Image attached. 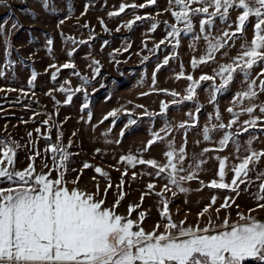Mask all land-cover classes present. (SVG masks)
<instances>
[{"label":"rangeland","instance_id":"1","mask_svg":"<svg viewBox=\"0 0 264 264\" xmlns=\"http://www.w3.org/2000/svg\"><path fill=\"white\" fill-rule=\"evenodd\" d=\"M121 5L126 6L122 12ZM173 11H179L174 0H3L0 167L15 173L31 164L33 178L44 174L53 181L62 174L63 186L103 200V207L137 222L133 230L142 227L146 232H163L168 223L161 215L165 200L171 220L176 224L184 221L185 227L199 224L203 228L211 220L219 231L225 217L230 224L243 223L239 213L264 222V208L258 207L264 204L259 199L264 196L260 187L264 184V156L249 165L244 183L238 182L235 190L209 186L212 180H220L221 160L224 182L230 184L235 166L252 152H264V112L260 111L264 107L260 84L264 62L246 74L237 70L227 85L218 74L221 66L233 63L251 44L259 18L251 14L242 31L236 32L243 9L234 4L203 30L200 21L207 14L190 13L188 30ZM137 16L142 19L136 20ZM129 21H134L131 27ZM173 26L179 34L169 36ZM225 32L235 35L225 37ZM218 41L223 46L211 52L209 59V43ZM65 64L73 67L65 68ZM202 75L214 79L202 81ZM189 76L193 79H187ZM250 85L256 95L241 96ZM189 87H194L192 100L184 99ZM69 96L71 100L65 103ZM162 103L168 105L163 112ZM248 107L253 112L245 111ZM112 111L115 117L108 116ZM227 133L232 136L221 145ZM154 134L162 139L146 149ZM53 146L58 150L52 151ZM5 147L14 151L12 164L3 156ZM182 148L184 159L180 160ZM172 150L173 163L183 169L179 175L195 174L194 179L180 182L186 192L169 182L170 168L157 176V167L138 162L154 160L163 167L168 164L166 153ZM63 153L67 159L61 166ZM130 155L137 161L130 164L121 159ZM84 163L90 167L85 169ZM96 167L108 175L96 173ZM150 183L152 189L147 187ZM18 184L15 176L12 180L0 177V189ZM166 184L171 191L165 189ZM226 199L230 206L222 208ZM117 200L119 204L113 208ZM206 207L208 211L198 215ZM141 212L145 213L142 221ZM250 259L264 264L259 258L245 261Z\"/></svg>","mask_w":264,"mask_h":264},{"label":"snow or ice","instance_id":"2","mask_svg":"<svg viewBox=\"0 0 264 264\" xmlns=\"http://www.w3.org/2000/svg\"><path fill=\"white\" fill-rule=\"evenodd\" d=\"M2 2L3 0H0V3ZM148 2L154 3L155 0H148ZM174 3L179 6V11H173L172 15L177 21H184L188 30L192 26L190 13L207 14L208 18L200 21L203 30L205 24L212 22L213 17H224L234 4L243 9L237 18L236 32L242 31L243 25L251 14L259 18L255 24L256 32L251 44L234 59L233 63L221 66L218 74L224 78L225 85L237 70L246 74L247 70L252 69L258 62H264V0H254L252 3L250 0H174ZM193 3H200L201 6L192 8L190 5ZM125 7V5H121L120 11H124ZM139 7H144V5H139ZM210 8H214V11L210 12ZM116 14L111 13L110 15ZM135 19L141 20L142 17L137 16ZM133 23L134 21H129L128 27H131ZM178 34L179 29L175 26L168 33L169 36ZM234 35L235 33H224V36L229 38ZM222 46L219 41L215 44L210 42L208 58L211 59V52ZM203 62L205 61L201 60V63ZM195 64L196 61L193 60V65L195 66ZM64 67L69 68L73 65L65 64ZM261 75H264V72ZM34 79L35 75H33ZM187 79L192 80L193 78L189 76ZM212 79L214 77L207 75L200 77L202 81ZM252 84L254 85L255 81ZM260 84L264 88V80H261ZM251 89L250 85L249 90L240 95L243 97L255 96L256 93ZM63 90L61 89V91ZM188 92L189 95L184 99L192 100L194 87H189ZM172 95L177 94L172 93ZM70 100L71 96L65 103ZM173 103H177V101H173ZM167 108V104H161L162 112ZM228 111L231 112L232 109H228ZM245 111L251 113L253 108L248 107ZM260 111L264 112V107H261ZM108 116L115 117L116 112L112 111L108 113ZM129 123L134 124L135 121L130 120ZM219 127L224 128L225 125L220 124ZM207 131L205 129L206 139L208 138ZM121 134L123 135V133ZM154 135L155 139L148 141L146 149L151 147L156 140L162 139L159 134ZM231 136L232 133L225 134L220 141L221 145L226 144ZM57 150L55 146L52 147V151ZM180 152L179 159L183 160L184 149H180ZM174 155V150L166 153L168 164L163 167L158 166L154 160H139L138 162L157 167V176L170 168L169 182L179 191L186 192L188 189L182 187L180 182L194 179L195 174L189 172L187 175L180 176L179 172L183 169L173 163ZM3 156L8 164H12L13 149L5 147ZM261 156H264V152H252L239 165L235 166L232 169L234 176L230 184L224 182L225 164L221 160L218 172L220 180L219 182L215 179L212 180L209 186L217 189L232 188L235 190L239 184L244 183L242 177L247 176L249 165L259 160ZM66 159L67 154L63 153L61 166ZM121 159H126L130 164L137 161V158L131 155ZM0 164H3V160H0ZM83 167L88 169L90 165L84 163ZM33 171L31 164L28 169L15 173H9L4 167H0V177L6 176L12 180L15 176L19 179L16 188L0 189V264H242L246 258L264 260V222L255 217H246L239 213L243 223L233 224H230L228 218L225 217L220 226L222 230L219 231L214 230L211 220L203 228L199 224L185 227L184 221L176 224L171 220L167 207L168 202L165 200L161 215L167 218L168 223L164 226L163 232H158L156 229L146 232L142 227L133 230L137 222L117 215L113 209L103 207V200L98 201L92 194L82 192L77 188L69 190L63 186L62 174L60 178L53 181L44 174L36 175L33 178ZM95 172L105 177L108 175L100 167H96ZM108 187L110 188L111 184ZM147 187L152 189L154 185L150 183ZM260 187L261 190H264V184H261ZM165 189L171 191L167 184ZM106 191L107 189H105ZM172 194L175 195V192ZM157 195H162V193ZM122 198L123 194H121ZM259 199L264 200V196ZM141 200H143V196ZM212 202L215 203V197L212 198ZM118 204L119 200L116 201L113 208ZM229 206L227 199L221 205L222 208ZM258 207L264 208V204H259ZM132 210L133 206L130 205L129 212ZM206 211H208L207 207L198 215L203 216ZM144 216L145 213L141 212V221ZM158 228L159 225H157Z\"/></svg>","mask_w":264,"mask_h":264},{"label":"trees","instance_id":"3","mask_svg":"<svg viewBox=\"0 0 264 264\" xmlns=\"http://www.w3.org/2000/svg\"><path fill=\"white\" fill-rule=\"evenodd\" d=\"M242 264H255V262L252 259H250V260L244 261Z\"/></svg>","mask_w":264,"mask_h":264},{"label":"crops","instance_id":"4","mask_svg":"<svg viewBox=\"0 0 264 264\" xmlns=\"http://www.w3.org/2000/svg\"><path fill=\"white\" fill-rule=\"evenodd\" d=\"M254 215V214H253ZM252 216V215H251Z\"/></svg>","mask_w":264,"mask_h":264}]
</instances>
